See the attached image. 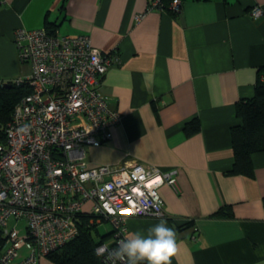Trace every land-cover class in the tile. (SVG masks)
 Wrapping results in <instances>:
<instances>
[{
  "label": "crops",
  "instance_id": "1",
  "mask_svg": "<svg viewBox=\"0 0 264 264\" xmlns=\"http://www.w3.org/2000/svg\"><path fill=\"white\" fill-rule=\"evenodd\" d=\"M180 2L173 15L149 9V0H0V79L10 85L30 73L16 30L49 24L56 36L89 37L117 62L99 91L121 121L109 142L86 150V161L178 173V193L160 190L164 217H128L126 236L165 220L177 233L170 264H264V153L251 156L252 178L227 175L230 130L241 123L235 106L253 97L264 69V0ZM193 120L200 130L187 136ZM220 210L229 215L215 217Z\"/></svg>",
  "mask_w": 264,
  "mask_h": 264
},
{
  "label": "built area",
  "instance_id": "2",
  "mask_svg": "<svg viewBox=\"0 0 264 264\" xmlns=\"http://www.w3.org/2000/svg\"><path fill=\"white\" fill-rule=\"evenodd\" d=\"M165 7L179 14L181 2L149 0V9ZM261 14L255 8L251 17ZM13 42L19 60L30 67L29 76L15 82L28 83L31 94L14 107L0 144V264H38L77 237L82 217L93 226L111 225L113 237L96 247L109 250L126 237L128 217H164L160 190L178 193L177 170L86 161V150L109 142L121 121L99 91L117 62L101 56L87 36L19 29Z\"/></svg>",
  "mask_w": 264,
  "mask_h": 264
},
{
  "label": "trees",
  "instance_id": "3",
  "mask_svg": "<svg viewBox=\"0 0 264 264\" xmlns=\"http://www.w3.org/2000/svg\"><path fill=\"white\" fill-rule=\"evenodd\" d=\"M165 11L174 15L166 7ZM53 27L55 26L47 24L44 29L49 35L54 36ZM262 78H264V69L259 74L253 97L241 100L235 106V115L241 123L230 130L234 163L232 169L227 173L229 176L252 178L251 156L256 153H264V80ZM30 94L31 88L26 82L19 84L10 82V85H0V144L5 142L4 130L11 120L14 107L21 99ZM199 130L198 121L193 120L185 127V134L192 136ZM227 211L220 210L214 216L229 215V210ZM79 223L77 237L62 247L49 252L45 258L54 264H103L100 257L93 253L98 245L113 237L114 231L111 230L100 236L97 226L89 224L88 217H82ZM192 225V221L187 222L182 226H177V231ZM1 245L2 241L0 240V247Z\"/></svg>",
  "mask_w": 264,
  "mask_h": 264
},
{
  "label": "clouds",
  "instance_id": "4",
  "mask_svg": "<svg viewBox=\"0 0 264 264\" xmlns=\"http://www.w3.org/2000/svg\"><path fill=\"white\" fill-rule=\"evenodd\" d=\"M178 251L177 233L167 221L147 229L146 233L132 232L118 241L115 248L101 245L94 250L97 257H105V264H170Z\"/></svg>",
  "mask_w": 264,
  "mask_h": 264
},
{
  "label": "rangeland",
  "instance_id": "5",
  "mask_svg": "<svg viewBox=\"0 0 264 264\" xmlns=\"http://www.w3.org/2000/svg\"><path fill=\"white\" fill-rule=\"evenodd\" d=\"M15 224V222L13 220H11L9 222V227L11 228L13 225ZM18 230L21 232V234L24 232V223L20 222L18 225ZM112 230V227L109 223H102L101 225L97 226V231L99 233L100 236L107 234V232H110Z\"/></svg>",
  "mask_w": 264,
  "mask_h": 264
}]
</instances>
